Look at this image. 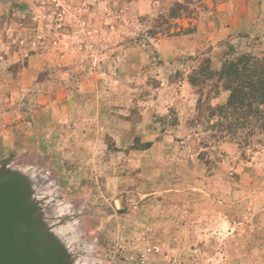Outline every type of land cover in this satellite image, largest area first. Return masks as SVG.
I'll use <instances>...</instances> for the list:
<instances>
[{
    "label": "rangeland",
    "instance_id": "obj_1",
    "mask_svg": "<svg viewBox=\"0 0 264 264\" xmlns=\"http://www.w3.org/2000/svg\"><path fill=\"white\" fill-rule=\"evenodd\" d=\"M241 56L264 0H0V168L64 264H264V134L210 115Z\"/></svg>",
    "mask_w": 264,
    "mask_h": 264
},
{
    "label": "water",
    "instance_id": "obj_2",
    "mask_svg": "<svg viewBox=\"0 0 264 264\" xmlns=\"http://www.w3.org/2000/svg\"><path fill=\"white\" fill-rule=\"evenodd\" d=\"M31 184L23 171L0 168V264H64L60 248L35 215Z\"/></svg>",
    "mask_w": 264,
    "mask_h": 264
},
{
    "label": "trees",
    "instance_id": "obj_3",
    "mask_svg": "<svg viewBox=\"0 0 264 264\" xmlns=\"http://www.w3.org/2000/svg\"><path fill=\"white\" fill-rule=\"evenodd\" d=\"M176 9L177 7L172 12ZM208 75L209 79L217 76L222 89L229 92L226 103L217 106L210 115L214 116L217 111L230 118L232 122L226 126L227 130H242L249 126L264 134V64L241 56L229 62L220 72H209Z\"/></svg>",
    "mask_w": 264,
    "mask_h": 264
},
{
    "label": "crops",
    "instance_id": "obj_4",
    "mask_svg": "<svg viewBox=\"0 0 264 264\" xmlns=\"http://www.w3.org/2000/svg\"><path fill=\"white\" fill-rule=\"evenodd\" d=\"M228 95H229V93L227 91L223 90L222 92H220V95L218 96V98L215 101L219 104H224V103H226V101L228 99ZM224 97H225V99H224Z\"/></svg>",
    "mask_w": 264,
    "mask_h": 264
}]
</instances>
